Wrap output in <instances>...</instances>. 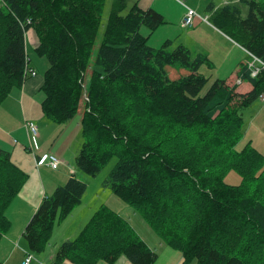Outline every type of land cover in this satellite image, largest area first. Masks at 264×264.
<instances>
[{
	"label": "trees",
	"instance_id": "1",
	"mask_svg": "<svg viewBox=\"0 0 264 264\" xmlns=\"http://www.w3.org/2000/svg\"><path fill=\"white\" fill-rule=\"evenodd\" d=\"M237 6L206 7L210 23L250 55L264 62V10L257 0ZM240 1V2H241ZM113 0L101 44L91 66L104 0H0V105L24 83L28 66L25 34L37 37L36 52L48 59L41 108L55 123L82 109V143L77 170L96 176L117 157L103 186L137 209L159 240L181 254L180 264H264V168L242 138L240 110L264 94V72L239 78L251 85L238 93L216 79L201 95L209 62L183 45L165 41L154 49L140 32L153 33L163 16L136 0ZM209 20V18H208ZM210 63V62H209ZM167 68L187 75L171 79ZM32 75L28 76L31 77ZM0 149V240L9 230L5 212L20 193L25 174ZM235 169L244 184L230 186L223 173ZM87 185L73 175L42 197L22 232L28 251L40 255L57 220L81 203ZM154 264L157 254L127 220L101 206L79 234L64 241L52 264Z\"/></svg>",
	"mask_w": 264,
	"mask_h": 264
},
{
	"label": "rangeland",
	"instance_id": "2",
	"mask_svg": "<svg viewBox=\"0 0 264 264\" xmlns=\"http://www.w3.org/2000/svg\"><path fill=\"white\" fill-rule=\"evenodd\" d=\"M112 1L113 0H104V6L102 9L101 19H100V23L98 27V34L94 42V47L92 50V55H91V60H90L91 66L93 65L94 58L96 56L99 45L101 44V41H102L103 32H104L107 18H108L110 9H111ZM135 1L136 0H128L127 7L125 11L122 13V15L127 14L130 7L133 5ZM179 1L183 2L184 0H179ZM240 1L241 0H236V1L229 0L228 4L237 6L241 11V17L246 18L249 8L244 2L242 1L240 2ZM243 1H251V0H243ZM257 1L261 4L262 9L264 10V0H257ZM197 2L198 0H195V3ZM214 2L215 3L209 2L207 5L213 4L214 6L217 7L218 4L223 2V0H215ZM185 5L187 8L191 7L190 9H192L200 17L202 16V18L207 19L206 21H203V22L207 23L210 26H213L210 23V16H209L210 14H207L206 16L207 5L203 7L204 9L201 14L197 11V9L194 6L189 7V5L187 4ZM170 10L173 15H176L178 12V9L175 7H171ZM168 26L175 27L176 29V24L173 21H171L168 24ZM182 28L187 29V30L189 29V28H184V27ZM142 30L146 31L147 29L143 27ZM179 40L177 42H179ZM175 45L177 44H174V46ZM27 54L28 56H30V57L27 56V59H31V61L29 60L30 61L29 64L34 69V74L29 79H33L36 77V79L40 81V86H41L43 83L44 73L49 67L48 59L45 56L39 55L36 52V50H34L33 52L30 51V53L28 52ZM191 54L193 56L203 54L207 57L205 52L198 53V51H196V49L194 48H192ZM248 56H249V61L247 63L254 62L255 65L260 67L259 68L260 73L264 72V62H262L260 59L256 57L255 58L257 60H254L253 59L254 56L250 55L249 53H248ZM207 60L209 61L208 57H207ZM209 62H207V64H204L202 68L200 67L201 68V69L199 68L200 71L198 70L199 73L203 74L204 77L207 78V82L205 83L202 91L200 92L201 95H203L208 90V88L210 87L213 81L218 79L216 77L210 76V71L213 69V66L211 65V62L210 63ZM169 77L171 79H174L175 75L169 74ZM240 87L242 88V90H245V88L247 87V84L244 83L240 85ZM40 91H41L40 95H43V99H44V94L42 90ZM7 98L9 99V97ZM13 107L15 108L14 104H13ZM81 112H82V109H80V111L76 115H74L68 122H64V123H55L47 117H43L42 124L40 123L37 124L36 122V125L38 126V129H39L38 136L36 138L37 150H38L36 154L38 156H41L43 154H53L57 156L59 160L62 159L63 162L62 163L60 162V168L58 170L59 172L50 169L49 167L45 166V164L36 167L35 163L34 164L31 163V166L21 169L26 177V180L23 185H27L28 183H31V181L34 180L33 175L36 176L38 183H39L38 185H40L41 197L45 196V190L48 192L47 196H50L54 192V191L52 192L50 191L51 193H49L48 186L57 185L58 183H55V182H57V180L61 177V175L68 173L71 176L74 174V172H76L77 175L76 176L73 175V176L87 185V189L84 194V197L82 198L81 204L77 206L67 216V218H65L64 220H57L54 223V226L45 244L44 251L40 255L32 254L28 251L26 242L23 239L22 233H21L19 240L16 239L12 241V249L15 252L14 253L11 252L10 255L7 254L4 263L1 262V264H20V262L25 259V255L22 250L32 254V256L42 264H52V260L50 258L51 252L55 253L58 247L64 241L74 239L79 234V232L82 230V228L86 225V223H84L81 228L78 227L79 229H77V226H78L77 220L79 219L78 215H80V213L77 212L78 211L77 209L85 208L86 211L92 210V213L90 215L91 217L93 213L96 210H98L101 206L107 207L109 210L119 215L120 218L127 220L129 224L131 225V227L134 229L135 233L139 236L141 240L145 242L148 248L152 249L153 251H156L157 249H159V247H156L155 248L156 250L152 248L156 239H159V238L157 237L156 233L149 225L148 221L140 214V212L137 209H134L128 206L124 201L114 196L111 193V191H109L107 188L103 186V183L106 180L109 172L114 167L117 161L116 156L111 157L109 161L100 169L99 173L94 177L89 176L85 174L84 172L77 170L75 168L74 157H75V154L79 152V149H80V146L83 140L82 130H81V117H82ZM239 115L243 123L242 138L237 142V144L234 147V150L241 151L244 148V146L248 143L249 147L253 149L255 152H257L260 156V161L255 166V170L260 171L264 168V103L261 102L260 100H257L254 103H252L250 106L241 109ZM6 121H7L6 128L8 131H13L17 126L20 125V129L19 131H17L16 138H14V140L16 142L18 140H23V137L25 134V124H26L24 123L23 119L19 118L17 115H14L12 118H7ZM28 122H31V121H28ZM39 134H40V140H39ZM26 137H27V134H26ZM26 140H27V144L25 146V151L28 149V138ZM26 140H24V142ZM0 142H2V140H0ZM22 144H25V143H22ZM0 148L2 150H4L5 148H10V153H11L13 149V145H9L8 143H6V147H0ZM26 152L29 153L28 150ZM29 154L31 155V153ZM30 159H33L32 155ZM38 163L39 161L37 158V164ZM70 168L71 170L74 171L73 173L70 172ZM66 181L58 186H63L66 183ZM223 182H225V184L230 185V186H240L244 184V180L242 176L235 169H229L223 173ZM13 200L15 201L17 200V198H14ZM13 200L11 202L12 204L10 203L9 205L10 207L13 206V203H14ZM19 209H20V206H16L13 210V213H16ZM15 215L17 217H20V215L18 214H15ZM12 220L13 218L11 217V221L9 219L10 227H11V224L14 223ZM29 221L27 222V224L29 223ZM26 225L24 226L23 230L25 229ZM31 264H38V263L34 260ZM190 264H195V263L193 261Z\"/></svg>",
	"mask_w": 264,
	"mask_h": 264
},
{
	"label": "crops",
	"instance_id": "3",
	"mask_svg": "<svg viewBox=\"0 0 264 264\" xmlns=\"http://www.w3.org/2000/svg\"><path fill=\"white\" fill-rule=\"evenodd\" d=\"M138 1L141 7L151 8L155 12L159 13L164 17L163 19L165 23L159 26L153 33L149 34L148 30L143 31L142 28L140 30L141 34L148 38L147 43L150 47L154 49H158L165 41L170 40L173 41L174 44L183 45L187 47L190 52H192V48L196 49L198 53L205 52L209 61L211 62V65L213 66V69L210 71L211 77H216L221 80L223 79L225 80V83L229 86L237 85L238 93H247L251 90V85L249 83L243 82L239 78L240 69L243 66H245L249 61L248 53L243 48H241L239 45H237L232 40H230L227 36L223 35L216 28L208 25L199 18L194 19L193 26L188 30L182 28L181 23L187 8L185 4L189 5V7L194 6L197 9V11L201 14L204 9L203 7L207 5L209 2L215 3L214 2L215 0H198L197 3H195V0H184L185 3L184 1L180 2L179 0H138ZM228 3L229 0H223V2L218 4L217 7L216 6L215 7L219 8ZM171 7H175L178 9L176 15L172 14L170 10ZM171 21H173L176 24L177 30L175 29V27L168 26V24ZM178 40L179 42H177ZM174 44H173V48L177 46V45L174 46ZM30 46L34 49H32ZM37 46H38L37 37L34 31L32 29H29L25 34L26 55L28 56L27 54L28 52L30 53V51L33 52L34 50H36ZM28 60L31 61V59ZM30 68L32 67L30 66ZM167 73L168 75L174 74L175 75L174 79L184 77L188 74L187 71L183 69H173V68H167ZM28 79L20 87L19 86H15V88L13 87L7 96L9 97V99L6 97V99L0 105V140H2V142H0V147H6V143H8L9 145H13V149L11 153H10V148H5L4 150H6V152L9 151V153L11 154L10 156L11 162L20 170L31 166V163L34 164V160L30 159L31 157V155L29 154L30 152L29 151H28L29 153L26 152L28 150L27 147H26L27 150L25 151V146L27 144L26 128H25V134L23 140H18L16 142L14 138H16V133L17 131H19L20 125L17 126L13 131H8L6 128L7 127L6 119L12 118L14 115H17L19 118L23 119L24 123L31 121L36 125V122L37 124L38 123L42 124V120L44 117L41 108L43 95H40L41 92L40 81H38L36 77L33 79H29V80ZM238 81L241 82L238 84ZM244 83L247 84V87L245 88V90H242L240 85ZM13 104L15 105V108L13 107ZM37 131H39L38 126H37ZM24 140L26 141L24 142ZM39 140H40V134H39ZM76 155L77 153L75 154V156ZM55 157L57 158V156ZM60 162L62 163L63 160L60 159ZM59 168L60 165L58 166L57 169H55V171H58ZM70 172L73 173L74 171L71 170L70 168ZM73 175L76 176L77 173L74 172ZM69 176L70 175L68 173L61 175V177L57 180V182H55L58 183L57 185H49L48 186L49 193L54 191V189L57 188L58 185L64 183L69 178ZM33 178L34 180L31 181V183H28L27 185H23L20 193L18 194V197H16L18 201L13 200L14 202L13 206L12 207L9 206L5 212L7 218H9L10 221H11V217L13 218L12 221L14 223L11 224V227L7 232V234L4 237H2L0 240V264L1 262L4 263L7 254L10 255L11 252L13 253L15 252L12 249V241L16 239L19 240L21 233L23 232L24 226L27 224L33 212H35V210L37 209L38 205L42 200L40 193V185H38L39 184L38 180L35 175H33ZM47 194L48 192L45 190V196H47ZM16 206H20V209L16 213H13V210ZM77 210H78L77 212L80 213V215H78L79 219L77 220L78 221L77 229H79L82 227L84 223H87L86 222L88 221L87 219H90L89 217L92 213V210L86 211L85 208L77 209ZM15 214L20 215V217H17ZM156 247H159V249L156 250L155 249ZM152 248L156 250L154 252L157 254V260L155 264H180L181 254L178 251L165 246L159 239H156ZM53 255L54 253L51 252L50 254L51 260L53 258ZM62 264H73V263H71L68 260H65ZM97 264H107V263L98 262ZM114 264H130V263L126 258L121 257Z\"/></svg>",
	"mask_w": 264,
	"mask_h": 264
},
{
	"label": "built area",
	"instance_id": "4",
	"mask_svg": "<svg viewBox=\"0 0 264 264\" xmlns=\"http://www.w3.org/2000/svg\"><path fill=\"white\" fill-rule=\"evenodd\" d=\"M195 18H199L202 21H206V18H202L199 15H197L192 9L190 8H186V12L185 15L183 17L182 20V27L184 28H191L193 26V22ZM254 60H256L255 57H253ZM248 69L251 72V76L252 77H256L257 75H259L260 73V69L257 65H255L254 62L252 63H248ZM34 73H31L29 68L26 67L24 70V79H26L28 76L33 75ZM241 81H238V84ZM258 100H260L261 102L264 103V94H260L258 97ZM26 128V133H27V138H28V149L31 152L32 156H33V160L35 163V166L38 167L40 165H44L49 167L52 170H55L58 168V166L60 165V160L57 159L53 154H43L41 156H38L36 154L37 152V143H36V138L38 136V131H37V126L33 123V122H27L25 125ZM37 158L39 163L37 164ZM24 255H25V259L21 262V264H31L34 260L38 263V264H42L39 261H37L32 254L22 250Z\"/></svg>",
	"mask_w": 264,
	"mask_h": 264
},
{
	"label": "bare ground",
	"instance_id": "5",
	"mask_svg": "<svg viewBox=\"0 0 264 264\" xmlns=\"http://www.w3.org/2000/svg\"><path fill=\"white\" fill-rule=\"evenodd\" d=\"M257 60V59H256ZM260 68V67H259ZM32 77V76H31Z\"/></svg>",
	"mask_w": 264,
	"mask_h": 264
}]
</instances>
